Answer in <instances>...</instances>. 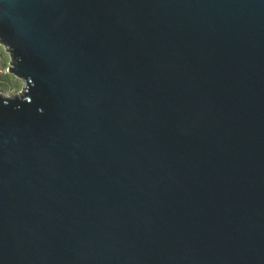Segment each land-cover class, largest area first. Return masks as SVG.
Returning <instances> with one entry per match:
<instances>
[{
	"label": "water",
	"instance_id": "1",
	"mask_svg": "<svg viewBox=\"0 0 264 264\" xmlns=\"http://www.w3.org/2000/svg\"><path fill=\"white\" fill-rule=\"evenodd\" d=\"M0 43V264H264V0H0Z\"/></svg>",
	"mask_w": 264,
	"mask_h": 264
},
{
	"label": "rangeland",
	"instance_id": "2",
	"mask_svg": "<svg viewBox=\"0 0 264 264\" xmlns=\"http://www.w3.org/2000/svg\"><path fill=\"white\" fill-rule=\"evenodd\" d=\"M10 54L0 43V97H25V82L8 71Z\"/></svg>",
	"mask_w": 264,
	"mask_h": 264
},
{
	"label": "trees",
	"instance_id": "3",
	"mask_svg": "<svg viewBox=\"0 0 264 264\" xmlns=\"http://www.w3.org/2000/svg\"><path fill=\"white\" fill-rule=\"evenodd\" d=\"M26 93H28V92H26Z\"/></svg>",
	"mask_w": 264,
	"mask_h": 264
}]
</instances>
